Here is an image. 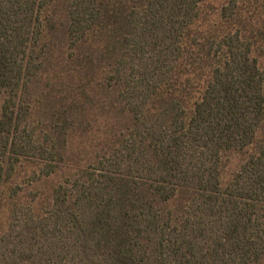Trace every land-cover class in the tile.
Wrapping results in <instances>:
<instances>
[{
	"label": "trees",
	"instance_id": "1",
	"mask_svg": "<svg viewBox=\"0 0 264 264\" xmlns=\"http://www.w3.org/2000/svg\"><path fill=\"white\" fill-rule=\"evenodd\" d=\"M0 264H264V0H0Z\"/></svg>",
	"mask_w": 264,
	"mask_h": 264
},
{
	"label": "rangeland",
	"instance_id": "2",
	"mask_svg": "<svg viewBox=\"0 0 264 264\" xmlns=\"http://www.w3.org/2000/svg\"><path fill=\"white\" fill-rule=\"evenodd\" d=\"M241 156L240 155H233L230 159L227 171H226V176H230L234 171H236L240 165L241 162Z\"/></svg>",
	"mask_w": 264,
	"mask_h": 264
}]
</instances>
